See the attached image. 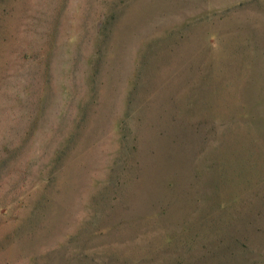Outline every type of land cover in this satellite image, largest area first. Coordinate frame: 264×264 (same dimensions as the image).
Segmentation results:
<instances>
[{
    "label": "rangeland",
    "instance_id": "rangeland-1",
    "mask_svg": "<svg viewBox=\"0 0 264 264\" xmlns=\"http://www.w3.org/2000/svg\"><path fill=\"white\" fill-rule=\"evenodd\" d=\"M0 264H264V0H0Z\"/></svg>",
    "mask_w": 264,
    "mask_h": 264
}]
</instances>
